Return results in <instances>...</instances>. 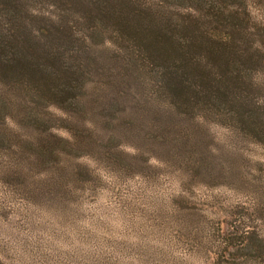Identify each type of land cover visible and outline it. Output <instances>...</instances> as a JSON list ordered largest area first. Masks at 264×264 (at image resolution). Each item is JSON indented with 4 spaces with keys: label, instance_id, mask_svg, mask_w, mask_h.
I'll list each match as a JSON object with an SVG mask.
<instances>
[{
    "label": "rangeland",
    "instance_id": "1",
    "mask_svg": "<svg viewBox=\"0 0 264 264\" xmlns=\"http://www.w3.org/2000/svg\"><path fill=\"white\" fill-rule=\"evenodd\" d=\"M67 1L11 3L39 13V50L70 71L26 68V35L0 67V264H264V144L221 123L226 106L173 101L90 3ZM203 4L244 27L264 78V0Z\"/></svg>",
    "mask_w": 264,
    "mask_h": 264
},
{
    "label": "trees",
    "instance_id": "2",
    "mask_svg": "<svg viewBox=\"0 0 264 264\" xmlns=\"http://www.w3.org/2000/svg\"><path fill=\"white\" fill-rule=\"evenodd\" d=\"M15 1L0 0V67L8 64L13 44L20 43L26 35L38 45L22 50L26 68L46 69L35 57L42 55L48 61H58L56 69L68 73L70 68L59 60L56 52L39 50L43 30L36 29L39 33L36 35L28 24V18H39V13L20 11L22 15H18L12 7ZM82 1L92 7L89 19L96 31L101 21L107 20L115 39L128 43L131 55L142 65L151 66L143 69L148 72L156 69L173 101L182 96L186 103L226 106L221 123L264 144V78L258 76L254 67L263 58L253 60L248 45L244 44L243 26H234L222 17V11L206 7L203 0H75L74 3ZM19 17L21 25L17 29L13 20ZM68 33L64 36L68 37ZM13 51L20 53L16 48ZM52 71L48 73L52 75ZM66 83V88L72 83L69 77ZM58 90L55 96L60 98L55 100L66 102L62 92L67 89ZM260 245L259 252H263L264 245ZM250 247L254 249L256 244Z\"/></svg>",
    "mask_w": 264,
    "mask_h": 264
}]
</instances>
